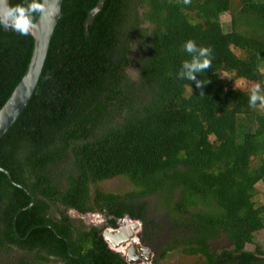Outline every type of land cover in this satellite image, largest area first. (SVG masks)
Returning <instances> with one entry per match:
<instances>
[{
  "label": "trees",
  "instance_id": "trees-1",
  "mask_svg": "<svg viewBox=\"0 0 264 264\" xmlns=\"http://www.w3.org/2000/svg\"><path fill=\"white\" fill-rule=\"evenodd\" d=\"M97 3L63 0L37 88L0 138V166L26 188L0 170V264H127L79 216L94 212L140 220L146 239L159 228L163 258L264 264L260 244L245 248L264 227V108L249 107L264 90V0H105L85 29ZM188 40L213 49L202 89L177 75ZM33 48L0 27V108ZM117 177L131 187L101 186Z\"/></svg>",
  "mask_w": 264,
  "mask_h": 264
},
{
  "label": "water",
  "instance_id": "water-1",
  "mask_svg": "<svg viewBox=\"0 0 264 264\" xmlns=\"http://www.w3.org/2000/svg\"><path fill=\"white\" fill-rule=\"evenodd\" d=\"M104 4L105 0H98L96 6L89 12L88 18L85 22V29H87L89 25L93 22L95 15L102 9ZM62 5L63 0H50L49 14H47L45 17L37 18L36 27L31 33L34 40V48L27 70L23 75L22 79L19 81V83L16 85V87L6 100V102L0 108V138L9 130V128L24 111L26 105L32 98L37 88L51 44L50 40L52 38L58 19L60 18V16H62ZM0 170L5 172L8 175L9 179L13 181L16 185L26 189L23 185L16 183L13 180L11 173L6 168L0 166ZM32 203L33 201L26 207L31 206ZM122 220L129 222L131 224L132 229H136L140 226L139 220L130 218L128 214H125ZM118 223L119 224L116 227L104 228L102 231V236L107 243L110 242L116 247H119V245H123L124 247H126L128 246V243L134 238V231L129 230L127 232H123L120 227V222ZM111 233H113V235L109 236ZM130 244L131 245H129V247H126V254L122 251H118L117 249H113V247H111L109 243L108 246L113 250H116V252L127 256L131 263H140L143 257L142 251L143 253L146 252V258L143 260V264H150L149 262L151 260L152 254L151 250L147 247H142L141 252H138L135 241L133 240Z\"/></svg>",
  "mask_w": 264,
  "mask_h": 264
},
{
  "label": "clouds",
  "instance_id": "clouds-1",
  "mask_svg": "<svg viewBox=\"0 0 264 264\" xmlns=\"http://www.w3.org/2000/svg\"><path fill=\"white\" fill-rule=\"evenodd\" d=\"M185 5H190L192 0H183ZM50 12V0H24L23 3L12 5L9 0H0V27L10 29L22 36H28L36 27L37 18L45 17ZM58 14V7H57ZM184 51L190 56V60L182 63L178 78L195 82L197 88L207 84L203 80L197 79V73H204L212 67L211 47L198 46L194 40H188L183 45ZM203 94V91H201ZM264 108V90L260 84H256L251 89L249 107ZM112 249V248H111ZM115 251V250H114Z\"/></svg>",
  "mask_w": 264,
  "mask_h": 264
},
{
  "label": "rangeland",
  "instance_id": "rangeland-1",
  "mask_svg": "<svg viewBox=\"0 0 264 264\" xmlns=\"http://www.w3.org/2000/svg\"><path fill=\"white\" fill-rule=\"evenodd\" d=\"M221 18L223 21H226L228 19V13L225 12L221 15ZM262 70H264V66H262ZM224 77L229 80V84L232 86H239L241 88H250L255 85L254 82L244 79V78H234L232 73H224ZM255 194L253 196L254 200L257 203L264 202V182L263 181H257L255 182ZM104 189L111 191V192H121L123 190H126L131 187V184L128 183L124 178L122 177H117L111 180L104 181L101 185ZM70 215L72 217H76L77 215L74 212H70ZM91 215H97L96 212L94 214L91 213ZM82 221H85L86 219L84 218V215H79ZM91 218V217H88ZM103 219V218H102ZM98 220L99 216H98ZM91 223V222H88ZM93 224H101V222H92ZM167 226V224H165ZM141 226H139L135 234L138 235L139 231H141ZM153 235H155V238L160 239V245H157V248L155 249V252L153 253V257L156 256L157 254V261L156 263L158 264H194L197 262L199 256L192 254V255H187L182 253L179 249H175L172 251H169L167 256L165 258L160 257L163 247L166 246V243H164L162 236L159 234H162L159 228H155V230L152 232ZM157 235V236H156ZM151 239H154L153 236H150ZM150 238L148 240H150ZM228 241L225 238H219L215 241L212 242V246H222L226 245ZM256 244H260L264 248V227L261 228L260 230L256 231L254 233V238L253 241L247 242L245 244V248L247 249H254ZM124 247L119 249L120 251L123 250ZM152 257V258H153Z\"/></svg>",
  "mask_w": 264,
  "mask_h": 264
},
{
  "label": "flooded vegetation",
  "instance_id": "flooded-vegetation-1",
  "mask_svg": "<svg viewBox=\"0 0 264 264\" xmlns=\"http://www.w3.org/2000/svg\"><path fill=\"white\" fill-rule=\"evenodd\" d=\"M92 214H94V213H92ZM96 214L97 215H91V213H89L88 215H84V218L86 219L85 221H83V223L84 224H86V225H91V224H93L92 222H101L102 221V223L101 224H96V223H94L93 225H98V226H102L103 228L102 229H104V228H106V227H111V228H113V227H116V226H118V222H120L122 219H123V216L122 217H120V218H118L117 220H116V225L115 226H112V225H110V224H108L107 222H106V220H107V218H110V216H107L106 217V215H104V214H101L100 212H96ZM154 215H156L155 213H153ZM98 216H99V219L100 220H98ZM88 217H91V218H88ZM103 218V219H102ZM138 220V219H137ZM88 222H91V223H88ZM139 222H140V228H141V231H139V233H138V235H136L135 234V231H136V229L138 228H136V229H134V237H136L137 238V241H136V239L134 238V241H135V244H136V246H137V249H138V252H141V248L143 247H147L148 249H150L151 250V252H152V254H151V260H150V264H158V263H156L155 262V260L157 259V254H156V256H154L153 257V253L155 252V249L157 248V245H160V242H159V240L160 239H158V238H155V235H153V237H154V239H151L150 238V240H148L149 238H147L146 239V237H149V236H147V234H146V236H145V233H146V230L147 229H145L144 227H143V223L139 220ZM104 225V226H103ZM103 231V230H102ZM159 235H161L162 236V239H163V241H164V243H166L167 244V239H168V237L166 236V235H163V234H159ZM157 236V235H156ZM143 237H145V238H143ZM131 245V244H130ZM113 250V249H112ZM116 251V250H115ZM119 253V252H118ZM142 254H143V251H142ZM122 255V254H121ZM122 257L125 259V261L127 262V264H143V260L145 259V257L143 256L142 257V261L140 262V263H137V262H133V263H131L130 261H129V259H128V257L127 256H124V255H122ZM153 257V258H152Z\"/></svg>",
  "mask_w": 264,
  "mask_h": 264
},
{
  "label": "bare ground",
  "instance_id": "bare-ground-1",
  "mask_svg": "<svg viewBox=\"0 0 264 264\" xmlns=\"http://www.w3.org/2000/svg\"><path fill=\"white\" fill-rule=\"evenodd\" d=\"M120 227H121V230H123V232H127L129 230L134 231V229H132V227H131V224L129 222H127V221H124V220L121 221ZM110 231H112V230H110ZM112 235H113V233H111L109 236H112ZM123 236H124V234H123ZM134 238L137 241V238L136 237H134ZM134 238L128 243V246H126V247H129L130 243L134 240ZM108 243L111 245V247H113V249H117L118 251H120L119 249H121L122 247H124L123 245H119V247H116L115 245L111 244L110 242H108ZM126 247H124L123 250H121L125 254L127 253L126 252V249H127ZM143 256L144 257L146 256V252L143 253Z\"/></svg>",
  "mask_w": 264,
  "mask_h": 264
}]
</instances>
